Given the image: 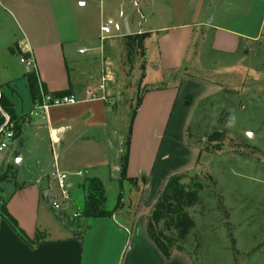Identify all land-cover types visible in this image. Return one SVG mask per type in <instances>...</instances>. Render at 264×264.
Returning <instances> with one entry per match:
<instances>
[{
	"label": "crops",
	"instance_id": "1",
	"mask_svg": "<svg viewBox=\"0 0 264 264\" xmlns=\"http://www.w3.org/2000/svg\"><path fill=\"white\" fill-rule=\"evenodd\" d=\"M95 1L51 0L52 18L48 19L47 14L41 12L46 16L42 17L36 12L38 0H6L17 8L24 5L27 12L20 13L21 18L23 13L26 16V29L22 37L13 40L22 52L17 56L20 60L33 58L34 69L50 93L71 88L77 99L73 104L49 105L45 109L39 108L32 95L27 102L17 82L32 70L21 76L12 57L2 55L1 90L26 123L22 146L11 143L6 164L0 166L16 172L14 180L0 181V200L7 203L9 212L31 239L42 230L49 209H53L50 174L55 169L71 174L92 173L90 177L101 179L105 188L106 182L118 181L126 139L123 127H114L109 101L100 96L91 98L88 91L93 88L82 85L79 74L93 58L104 56L106 38L149 33L146 56L155 74L157 70L166 73L185 65L199 27H206L201 39H212L215 50L228 54L245 48L242 40L257 42L264 36V0H137L134 7L138 29L102 41L106 25L101 26L97 43L90 32L89 3ZM17 21L20 23L18 18ZM108 21L112 23L113 19ZM149 41L158 50L156 60L149 59ZM162 78L154 75L150 83L153 88L144 94L133 122L127 174L138 179L145 176L146 180L136 211L124 217L126 223L118 220L116 213L88 218L84 222L86 230L47 234L30 245L0 215V264H195L180 251L166 257L148 234L147 218L169 178L195 166L200 152L188 143L189 122L200 102L214 93L215 85L184 74L177 85L154 88ZM16 97L21 101L16 102ZM57 130L62 132L54 142L51 132ZM80 142L94 156L82 163L84 169L74 162ZM62 155L68 157L67 161L62 160ZM83 179L75 176L70 183L76 186Z\"/></svg>",
	"mask_w": 264,
	"mask_h": 264
},
{
	"label": "rangeland",
	"instance_id": "2",
	"mask_svg": "<svg viewBox=\"0 0 264 264\" xmlns=\"http://www.w3.org/2000/svg\"><path fill=\"white\" fill-rule=\"evenodd\" d=\"M50 1L38 0V8H35L38 15L42 12L48 19L52 18ZM135 2L137 0H96L89 3L92 9L90 32L97 43L100 42L101 26L106 25L112 30L105 37L138 29ZM24 8V5L17 8L0 0V62L3 54L12 57L21 76L27 70H33L34 65L22 63L20 57L9 51L14 46L13 40L22 37L26 29ZM21 11L24 12L22 18ZM43 14L41 16L46 17ZM109 18L113 19L112 23ZM205 28L199 27V35L192 41L180 71L175 69L165 73L157 70L154 74V66L146 56L148 75L141 80V59H130L127 52L114 43L112 36L103 43L104 56L93 58L89 67L79 73L80 80L82 85L93 88L96 96L104 95L109 101L114 127H123L125 137L131 106L137 94L153 86L150 83L154 75H162L160 84L164 85H177L184 74L214 84V93L200 102L189 122L187 140L199 150L200 156L193 168L180 173L186 175L183 183L189 188L200 184L202 189L200 200L189 209L195 226L187 241L181 242L184 250L175 251L187 254L195 264H264V36L257 42L242 40L245 48L237 54H228L215 50L212 39H201ZM148 43L150 61L158 59L155 45ZM107 74L109 78L102 91L100 83ZM17 85L20 95L28 102L31 94L26 78L21 77ZM17 101L21 100L16 97ZM247 132L253 133L254 137H248ZM10 149L0 151V166L6 164L5 156ZM89 149L80 142L75 151L74 162L82 169V163L94 157ZM62 156V160L66 158L67 161L68 157ZM12 172L10 167L0 168V176L5 174L9 178ZM90 176L92 173L83 171L81 181ZM74 177L70 176V179ZM51 186L54 199L62 204L57 184L52 181ZM139 186L143 188L142 184ZM130 187L125 183L126 192ZM106 188L107 206L113 209L118 201L120 184L118 181L106 182ZM70 196L68 204H64L65 207L62 204L63 211L49 209L47 221H43L44 226L38 231L43 236H58L71 230L67 224L73 217H78L85 199L76 186ZM130 196L125 194L123 205L115 214L122 223H126L124 217H131L136 211L138 196L133 192ZM85 221L86 218H81L82 230H86Z\"/></svg>",
	"mask_w": 264,
	"mask_h": 264
},
{
	"label": "trees",
	"instance_id": "3",
	"mask_svg": "<svg viewBox=\"0 0 264 264\" xmlns=\"http://www.w3.org/2000/svg\"><path fill=\"white\" fill-rule=\"evenodd\" d=\"M150 36L149 33L128 34L123 36H114L113 41L118 47L124 49L128 57L131 59L137 57L141 59V80L146 77V40ZM14 45L10 47V52L14 55L21 56L22 52ZM181 69L175 70L180 71ZM169 72H174L173 70ZM27 78L28 86L33 100L37 104H42L43 96L52 95L53 97H64L72 95V89L64 91L50 93L46 85L40 80L38 72L33 69L25 74ZM4 85L0 84V88ZM169 85L160 84L154 88H165ZM153 87L146 88L143 92L137 94V99L129 113L127 123V133L124 142V151L120 162V175L118 182L120 184V191L118 194V201L113 209H109L107 206V191L103 181L97 177H89L84 181L76 183V187L84 193V204L78 217H73L68 226L77 232L82 226L81 218H100L109 217L115 214L123 205L125 194L131 197V193L137 194L138 203L142 195L143 188L145 186V176L141 179L129 177L127 174L128 159L131 145L132 127L135 116L139 111L144 94ZM1 105L3 110L10 115V122L4 128V130H11L13 132V141L17 146H22L23 128L26 123L24 117L17 115L13 103L2 92ZM5 118L2 115L0 119V127L4 124ZM4 130L0 129V136L4 133ZM220 135V134H219ZM16 172H12L11 177L3 174L0 176V181L14 180ZM185 174L178 173L172 175L166 183L164 189L160 193L156 203L149 213L147 219V230L150 238L156 243L159 249L166 257H170L175 250H184L181 242L187 241L188 235L195 226L194 219L191 217L189 209L193 207L200 199L199 192L202 189L200 184L196 185V188H189L183 179ZM125 183L131 185V187L125 190ZM140 184L143 188H140ZM137 203V204H138ZM131 204H129V207ZM137 206V205H136ZM0 215L18 232L20 237L28 242L30 245H34L40 242L45 236L42 232H38L34 239L29 238L26 233L20 228L18 221L11 215L7 208V203L4 200H0ZM63 219V214H60ZM77 229V230H75ZM81 233H77L80 235Z\"/></svg>",
	"mask_w": 264,
	"mask_h": 264
},
{
	"label": "built area",
	"instance_id": "4",
	"mask_svg": "<svg viewBox=\"0 0 264 264\" xmlns=\"http://www.w3.org/2000/svg\"><path fill=\"white\" fill-rule=\"evenodd\" d=\"M102 31L104 35L110 33V28L108 26H104L102 28ZM106 37H102V41ZM82 50L81 52H83ZM22 63H26L28 66H33L34 65V60L32 57H22L21 58ZM109 78L108 74L106 76L102 77V82L100 83V89L104 91L105 87V81ZM88 95L91 98H97L95 95V90L91 89L88 91ZM103 99H106L104 95L100 96ZM77 99L75 96L70 95V96H64V97H53L52 95H45L43 96V102L42 104L39 105L40 109H45L49 105H64V104H73L76 103ZM0 129L4 130L3 125L0 127ZM62 131L57 130L56 133L51 132L52 140L54 142H57L56 136L59 135ZM14 143L13 141V132L11 130H4V133L0 136V151H3L4 149L8 148V146ZM70 176H83V171H77L75 173H68L61 171L59 169H55L51 174H50V179L51 181L55 182L61 192V196L63 198V203H67L71 199V190L75 186L74 184H71ZM62 204L58 202L56 199H54V196L51 199V205L54 209H57L58 211H63L65 208L62 207ZM77 215V214H76Z\"/></svg>",
	"mask_w": 264,
	"mask_h": 264
},
{
	"label": "water",
	"instance_id": "5",
	"mask_svg": "<svg viewBox=\"0 0 264 264\" xmlns=\"http://www.w3.org/2000/svg\"><path fill=\"white\" fill-rule=\"evenodd\" d=\"M1 96H2V90L0 88V113L4 116L5 118V122L3 124V128H5L7 126V124L10 122V115H8L2 108V105H1ZM248 137L250 138H253L254 137V134L253 133H250V132H247L246 134Z\"/></svg>",
	"mask_w": 264,
	"mask_h": 264
}]
</instances>
